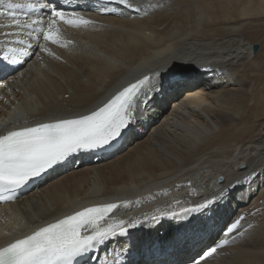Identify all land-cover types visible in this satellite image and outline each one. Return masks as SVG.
I'll return each mask as SVG.
<instances>
[{"label": "bare ground", "instance_id": "obj_1", "mask_svg": "<svg viewBox=\"0 0 264 264\" xmlns=\"http://www.w3.org/2000/svg\"><path fill=\"white\" fill-rule=\"evenodd\" d=\"M131 3L140 16L86 14L95 21L86 29L60 25L65 46L48 42L53 55L36 47L15 71H0V131L92 108L121 83L163 70L174 60L219 71L221 78L191 73L190 87L158 96L137 113L134 129L111 157H75L38 188L0 207V245L94 199L113 198L121 205L139 200L115 210L117 219H143V214H159L158 209L179 212L255 170L260 174L254 180L236 187L194 228L177 231L175 225L183 221L164 220L155 228L133 229L128 242L137 247L124 255L144 264H186L236 207L228 223L245 214L243 227L207 264H264V44L253 52L257 38H251H260L264 0L255 5L232 0ZM7 22L0 12V32L7 31L2 27ZM169 232L174 240L165 238ZM122 243L124 238H113L106 248L120 252Z\"/></svg>", "mask_w": 264, "mask_h": 264}, {"label": "snow or ice", "instance_id": "obj_2", "mask_svg": "<svg viewBox=\"0 0 264 264\" xmlns=\"http://www.w3.org/2000/svg\"><path fill=\"white\" fill-rule=\"evenodd\" d=\"M113 3L139 10L134 8L131 0H105V4L95 10L100 14L116 13L118 9L109 6ZM0 12L6 13L8 21L2 26L7 31L0 32V65L4 66L0 71H15L14 66H22L21 62L31 58L36 47L40 53L53 55L48 42L65 46L60 25L86 29L95 23L76 8L69 11L57 7L52 0H0ZM32 13L37 14V18L29 15ZM41 37L43 43L40 42ZM210 70L174 60L163 70L157 69L127 83L92 108L0 134V201L14 199L16 190L40 179L77 153L113 147L134 129L137 113L146 111L158 96L188 88L192 85L191 73ZM259 174L253 170L237 179L235 184L230 183L210 197L203 198L202 202L180 207L179 212L158 209V215L143 214V219L139 216L117 219L112 215L121 206L139 203V200L125 202L124 205L105 203L81 208L0 246V264H144V261H134L124 255H130L137 247L128 242L130 230L144 226L155 228L164 220L183 221L175 225L177 231L194 228L195 221L205 217L206 213L214 212L215 207L230 197L236 187L254 180ZM220 182L223 183L222 180ZM243 220L244 217L240 216L228 224L223 230V238L202 250L194 264H207L208 258L234 239L232 234L243 227ZM116 237L124 238L121 250L109 252L106 245ZM165 238L175 239L171 232ZM102 250L109 254L101 256Z\"/></svg>", "mask_w": 264, "mask_h": 264}, {"label": "rangeland", "instance_id": "obj_3", "mask_svg": "<svg viewBox=\"0 0 264 264\" xmlns=\"http://www.w3.org/2000/svg\"><path fill=\"white\" fill-rule=\"evenodd\" d=\"M232 2L233 3H236L238 5H240V4H242V5H247V4H253V5H255L256 2H257V0H232ZM258 33H259L258 36L260 38H258L256 35H253V34H252L251 38L255 37V38H257L256 41H257L258 44L259 43L264 44V25H260V27L258 28ZM258 40H259V42H258ZM260 80H261V78H260ZM263 86H264V81H263ZM263 104H264V99H263ZM261 117L264 118V109L262 111V116ZM188 206H185V207H188Z\"/></svg>", "mask_w": 264, "mask_h": 264}, {"label": "water", "instance_id": "obj_4", "mask_svg": "<svg viewBox=\"0 0 264 264\" xmlns=\"http://www.w3.org/2000/svg\"><path fill=\"white\" fill-rule=\"evenodd\" d=\"M258 48H259V44H258V43H254V44L252 45V51H253V52H256V51L258 50ZM262 131L264 132V125L262 126ZM221 180H223V178L220 176V177L218 178V181L220 182Z\"/></svg>", "mask_w": 264, "mask_h": 264}]
</instances>
